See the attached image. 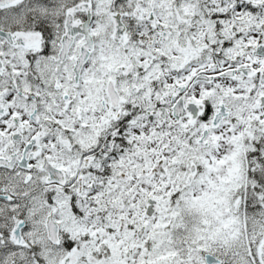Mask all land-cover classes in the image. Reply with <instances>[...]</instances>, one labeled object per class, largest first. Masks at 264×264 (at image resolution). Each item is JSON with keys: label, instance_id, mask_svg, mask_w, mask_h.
<instances>
[{"label": "snow or ice", "instance_id": "snow-or-ice-1", "mask_svg": "<svg viewBox=\"0 0 264 264\" xmlns=\"http://www.w3.org/2000/svg\"><path fill=\"white\" fill-rule=\"evenodd\" d=\"M0 264H264V0H0Z\"/></svg>", "mask_w": 264, "mask_h": 264}]
</instances>
